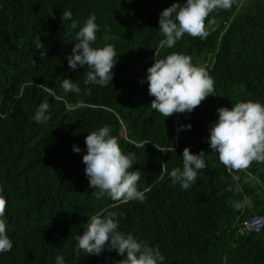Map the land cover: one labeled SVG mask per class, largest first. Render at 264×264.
Returning <instances> with one entry per match:
<instances>
[{"label":"trees","instance_id":"obj_1","mask_svg":"<svg viewBox=\"0 0 264 264\" xmlns=\"http://www.w3.org/2000/svg\"><path fill=\"white\" fill-rule=\"evenodd\" d=\"M174 2L186 0H0V114L6 116L0 118V187L13 243L0 264H56L57 256L65 264H119L123 257L114 249L77 251L76 237L91 218L110 211L121 214L118 231L158 248L162 264H264V227L254 233L242 226L264 214V163L234 171L208 143L218 108L264 104V0H236L210 14L217 25L207 38L184 34L161 48L159 14ZM66 10L71 20L63 19ZM93 13L92 47L111 44L118 56L107 86L85 84L92 69L72 70L66 59ZM171 53L190 56L215 84L192 112L166 118L150 106L146 76L155 59ZM64 79L80 92H65ZM44 102L50 119L41 123L34 117ZM105 125L124 153L135 156L130 170L142 172L143 203L98 199L89 187L85 137ZM185 147L203 150L206 163L188 190L169 175L182 168Z\"/></svg>","mask_w":264,"mask_h":264},{"label":"clouds","instance_id":"obj_2","mask_svg":"<svg viewBox=\"0 0 264 264\" xmlns=\"http://www.w3.org/2000/svg\"><path fill=\"white\" fill-rule=\"evenodd\" d=\"M236 0H186L183 5L174 2L159 14V30L165 39L160 41V47L172 48L176 42L188 34L191 37L207 38L215 30L217 21L208 19L217 10L230 9ZM64 20H71L72 12H63ZM207 21V24H206ZM70 27L77 28V22L72 21ZM98 25L96 15L91 14L83 27L76 32V43L71 54L66 56L69 68L87 65L92 70L87 72L85 84L92 83L107 86L113 79V68L118 56L113 45L107 44L100 48L92 45L97 39ZM38 41L37 49L43 48ZM46 54L41 52L40 56ZM148 93L153 96L151 108L164 117L174 113L192 112L200 106L206 97L214 93V79L201 66H195L192 58L180 53H171L162 59H155L147 69L146 76ZM140 83H144L142 79ZM62 88L65 92H80L77 84L64 79ZM49 109L47 102L41 103L34 119L46 122L50 119L45 113ZM218 120L211 125L208 138L209 147L218 154L219 161L234 171H246L253 162L264 163V104L253 102H238L229 109H217ZM0 118H6L0 114ZM191 125L178 128L190 129ZM111 129L105 125L97 131H92L85 137L86 154L82 156L85 165V175L89 179V187L96 189L94 195L99 199L107 194L114 201L138 200L143 203L145 193L138 190L141 179L140 169H132L135 156L125 154L118 139L110 135ZM74 152H80L73 146ZM205 152L197 154L185 147L182 152V168L176 167L169 173L172 183L179 184L188 190L197 182L198 173L206 167ZM7 200L0 187V253L11 251L13 243L7 235L5 216ZM117 212L110 211L107 215H95L85 228L82 235H77V251L89 255H100L107 247L115 250L123 257L119 264H162L164 257L158 248L140 241L131 233L118 231ZM56 264H65L63 256L56 257Z\"/></svg>","mask_w":264,"mask_h":264},{"label":"built area","instance_id":"obj_3","mask_svg":"<svg viewBox=\"0 0 264 264\" xmlns=\"http://www.w3.org/2000/svg\"><path fill=\"white\" fill-rule=\"evenodd\" d=\"M242 226L249 232H258L261 228L264 227V214L254 216L248 220L243 221Z\"/></svg>","mask_w":264,"mask_h":264}]
</instances>
